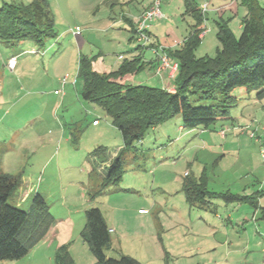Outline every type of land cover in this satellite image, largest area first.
Instances as JSON below:
<instances>
[{
	"label": "rangeland",
	"instance_id": "374dc122",
	"mask_svg": "<svg viewBox=\"0 0 264 264\" xmlns=\"http://www.w3.org/2000/svg\"><path fill=\"white\" fill-rule=\"evenodd\" d=\"M31 1L0 0V7L4 2ZM48 1L55 19V33L47 36L44 44L34 40L6 43L0 39V173L19 180L11 204L27 210L34 193L40 191L56 221L28 255L0 264H55L54 255L63 244L73 247L77 264H93L96 259L81 236L84 211L91 205L101 208L108 226L114 230L111 247L106 251L108 256L130 255L144 264L262 262L264 222L260 219V207L264 206V194L259 199V208L213 198L214 212L198 204L191 205L184 188L189 180L199 181L202 177L214 193L251 195L264 187L261 128L264 98L257 97L261 88L249 91L242 86L234 90L238 98V104L230 112L234 118L220 119L208 129L198 127L191 132L179 129L182 118L177 115L149 129L133 147L124 149L122 133L111 117L102 107L81 96L83 82L78 77V65L80 56L88 54L98 59L94 65L98 69L101 51L116 54L125 49L124 45L117 48V43L110 39L113 32H123L127 27L125 40L127 43L131 40V25L121 17L122 9L128 12L129 2ZM259 2L264 5V0ZM135 5L138 3H133L134 10ZM237 17L236 8L215 13L208 19L206 29L212 28L217 33L218 21L235 25ZM172 23L180 29L171 35L181 39L190 32L193 18L184 15ZM77 25L84 29L76 37L73 31ZM80 37L87 39L83 46ZM217 44H220L217 36L209 39L196 55L214 56ZM11 52L20 53L18 60L23 62L16 72L5 65ZM124 55L130 56L128 52ZM74 80L78 81L79 94L72 88L62 104L61 92L69 90L66 86H71ZM132 81L131 75L124 78L125 83ZM148 85L162 84L156 80ZM190 98L195 104H207L198 101L195 95ZM94 121L99 125H94ZM233 124L251 128L239 133ZM221 129L227 130V141L218 134ZM202 130L210 135L202 136ZM122 149L123 176L101 193L109 158ZM201 214L211 218L220 229L217 241L224 242L221 230L228 228L232 243L240 248L231 255L227 243L217 244L216 251L209 249L216 241L200 233L210 232ZM229 217L233 222L227 221ZM243 218L248 219L245 223L249 235L241 224ZM256 225L261 234L257 233ZM77 235L80 240H76Z\"/></svg>",
	"mask_w": 264,
	"mask_h": 264
},
{
	"label": "trees",
	"instance_id": "16d2710c",
	"mask_svg": "<svg viewBox=\"0 0 264 264\" xmlns=\"http://www.w3.org/2000/svg\"><path fill=\"white\" fill-rule=\"evenodd\" d=\"M240 1L247 9L240 35L234 34L228 22L218 21L220 47L214 56L198 57L196 50L202 43L200 34L205 30L206 16L196 0H185L186 11L195 20L192 31L180 47H165L168 55L178 63L172 76L174 91L124 82L125 77L145 68L140 55L126 58L117 69L105 72L94 68L95 56H80L78 77L83 82L80 94L86 101L102 107L111 117L122 133L124 149L133 147L149 129L177 115L181 116L182 126L186 129H208L220 119L232 118L231 109L238 104L234 90L238 87L247 86L249 91L261 88L257 97H264V5L259 0ZM49 5L48 0H33L27 4L4 2L0 7V39L6 43L34 40L44 44L46 37L55 33V19ZM131 30L133 40L136 28ZM192 95L207 104H195L191 101ZM124 149L106 168L101 193L122 178ZM18 185L16 177L0 173V263L28 255L56 221L48 200L39 191L34 193L27 210L11 204L10 198ZM184 188L191 205L198 204L211 211L214 210L212 199L218 197L226 203L239 201L259 208V199L264 194V187L251 195L214 193L203 177L199 181L189 180ZM260 214L264 222V206L260 207ZM84 218L81 236L96 259L94 264H144L130 255H107L112 244V229L99 206L87 207ZM54 263L77 264L70 244L57 248Z\"/></svg>",
	"mask_w": 264,
	"mask_h": 264
},
{
	"label": "crops",
	"instance_id": "0c3cea01",
	"mask_svg": "<svg viewBox=\"0 0 264 264\" xmlns=\"http://www.w3.org/2000/svg\"><path fill=\"white\" fill-rule=\"evenodd\" d=\"M103 1L106 2V1H109V0H103ZM120 1L123 2L122 4H125L126 2H129L128 12H126L124 9H122L123 11L121 13V17H122L123 21L124 20L127 21L126 23H129L131 25V28H133V27H136V24H137V21H138L139 17L143 14L144 11H146L153 4V2L155 0H143L141 2H140V0H116V2H120ZM160 1H161V7H162V12H163L164 16H163V18L158 20L160 22H155V21L151 22L150 26H149V30H148L149 31V35L152 38L151 42L153 43V45L152 46H149V45H146V46L141 45L140 46V44H137L135 42L137 40L136 38H134L133 40H130L129 43H127L126 40H125V36H124L127 27L122 30L123 32H120V31L116 32L115 31V32H113V34H111L112 38L110 39V41H113V42L117 43V48H120L121 46L124 45L125 49L119 51V53H116V54L111 53V52L103 53L101 51L99 53L100 56L102 57L101 58V62H100V64L97 67L98 69H96V70H98L100 72L115 70V69L118 68V66L121 64V62L124 59H126V58L127 59H132L135 56L140 55L143 58V61L145 63V68L140 73L131 76L133 78V81H132L133 83H131V84H136V85L137 84H145V85H148L150 82H156V80H158V82H161V84H162L161 88H165V89H167L169 91H174L175 90V87H174L175 85L173 83V77L170 75L169 70H163L161 72L158 71L159 64H160V58H159L158 54H156V52L154 51V48H157L159 45H162V46H164L166 48L180 47L182 45L183 41L187 38V36L192 31V26L195 23V20L193 18V15L190 12L186 11L185 0H160ZM131 2H132V4H131ZM134 2L138 3V6L135 5V10L131 8ZM196 2H197L198 7L200 9H202L204 4H207V10L205 11V16H206L205 26L206 27H207L208 22H209L208 19L213 14L224 12L228 8H230V9L236 8V16H238V17H237V19L235 21V25H232V24L230 25L229 24V26H230V28L232 29V31L234 32V34L236 36H238L237 32H241V29H242V21H241V19L243 20L244 16L247 14V10L241 4L240 0H234L233 3H228V2H226V0H196ZM95 8H96V6L92 7L93 10ZM184 15H190L193 18V23L191 25L190 32L187 33L184 37H182L180 39L177 36L171 35L172 33L173 34L177 33L178 30L180 29L178 25H174L172 22L177 20L181 16H184ZM224 18L225 17L223 16V19ZM122 24L125 26L124 22ZM124 26H122V28ZM77 27L80 28V32L78 34L74 33V35H76V37L79 34L81 35V33H83V29H84L82 26H79V25H77L75 27V29ZM159 27H160V29H159ZM206 27H205V33H204V35L202 37V43L198 47V49L201 48L209 39L212 40L213 37L217 36L216 31L213 32L212 28H209V29L207 28L206 29ZM78 40H79V43L82 44V46L85 45V42L87 41V39L84 40L81 37L78 38ZM219 47H220V44L219 45L217 44L216 45V49H215L216 52H217V49ZM22 51H19V52H22ZM30 51H33V49H31ZM124 51L128 52V54L130 56L127 57L126 55H124V53H125ZM19 54L20 53H17V52H11L9 54V56L5 60V65H6L7 68H9L8 67V60L11 57H14V56L17 57V64H16L14 69H10V68L9 69L16 72L18 67L23 66L22 65L23 62L21 63V60L20 61L18 60ZM97 60L94 61V65L96 64ZM172 60H173V62L176 61L175 59H172ZM153 87H157V86H153ZM72 88L74 89V91L77 94H79L78 93L79 92L78 81L74 80V82H73V84H71V86H66V89H69V90L65 91V93L61 92L62 95H63V100L61 102L62 104L64 102H66V100L68 99V96L71 95ZM232 118H234V117H232ZM94 125H99V123H96L94 121ZM233 126H235V125L233 124ZM245 128L246 129L248 128L247 131H246V132H248V130H250L251 126H246V127L245 126L244 127L235 126V130L238 131V132L241 131L242 129L245 130ZM179 129L180 130H185L186 129V128H184L182 126V122H181V124L179 126ZM188 131L192 132V131H195V130L194 129H188ZM222 131H225L224 134L222 133ZM239 133H243V132H239ZM64 134H66L65 131H64ZM200 134L202 136L203 135H205V136L210 135L209 132H207L205 130H202ZM218 134L227 141V136H226L227 135V130L226 129H221ZM240 140H241V138L239 137L238 141H240ZM114 158H115V154H113L109 158V164ZM245 194H247V193H245ZM212 203H213L212 206H213V208L215 210L214 212H216V204H215V202H213V199H212ZM142 210H145V209H142ZM207 211H211V210H207ZM200 216H201L202 220L204 222H206V225L209 227V230H210L209 233L208 232L207 233L200 232V233L202 235H207L206 237H208L209 239L213 238V240L216 241V243H214L212 245H209V249H213L214 251H216L218 249L217 244H219V246H220V245H222L224 243H227V245L229 246L228 255H231L233 252H236L240 248V245H234V243H232V240L230 238L231 237V231L228 230V228H223V230H221V231H223L222 235H223V238H224V242H220V240L217 241L216 240V235L218 234L220 229L217 228L215 224H213L215 222H212L211 218H207L206 216H204L202 214ZM242 220L243 221H242L241 224L242 225L244 224L243 225L244 226V230H245L246 233L248 232V235H249V231L246 228V226H247L246 223H247L248 219L247 218H243ZM84 221H85V218H84ZM210 221H211V223H210ZM227 221L228 222H233L231 220V217H229V219H227ZM110 229L113 230V228H110ZM256 230H257V233L261 234V229L257 225H256ZM251 237H252V235H251ZM80 238H81V236L77 235L76 240H80ZM250 240L251 239L249 238V241ZM82 245H83V247H85V244H82ZM232 246H235V248L233 247V249H231ZM72 248L73 247H71V245H70L71 254L75 258V255H74V253L72 251ZM200 248H198V249H200ZM263 252H264V248H263ZM75 260H76V258H75ZM76 262H77V260H76ZM92 263L93 264L95 263L94 260H93ZM255 264H264V255H263L262 262L260 261V262L255 263Z\"/></svg>",
	"mask_w": 264,
	"mask_h": 264
},
{
	"label": "built area",
	"instance_id": "2783aa9c",
	"mask_svg": "<svg viewBox=\"0 0 264 264\" xmlns=\"http://www.w3.org/2000/svg\"><path fill=\"white\" fill-rule=\"evenodd\" d=\"M203 12L207 10V4H204L202 7ZM163 12L161 7V1L155 0L153 4L143 12V14L139 17L137 24H136V39L138 42L143 43V46L149 45L152 42V38L149 35V26L150 23L153 22L155 19H161L163 18ZM75 34H78L80 32V28L77 27L74 31ZM205 33V30L200 34V37L202 38ZM154 51L156 54H158L160 58V64L158 71L161 72L163 70H169V73L171 76L175 74V72L178 69V63L173 62L172 58L168 55L167 51L165 50V47L162 45H159L157 48H154ZM17 64V57H11L8 60V67L10 69H14ZM65 84L67 82V77L62 80ZM97 123V121H96ZM264 130V125L261 127ZM225 131H222L224 134ZM251 137H254V133L251 134ZM262 157L264 159V150H262ZM146 212V210H144ZM113 231V230H111Z\"/></svg>",
	"mask_w": 264,
	"mask_h": 264
}]
</instances>
